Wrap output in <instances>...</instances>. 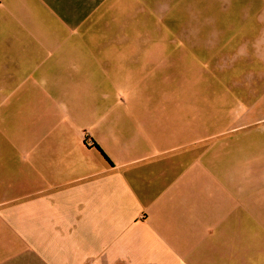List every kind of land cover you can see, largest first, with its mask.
<instances>
[{"label":"crops","instance_id":"obj_1","mask_svg":"<svg viewBox=\"0 0 264 264\" xmlns=\"http://www.w3.org/2000/svg\"><path fill=\"white\" fill-rule=\"evenodd\" d=\"M171 7L0 0V264H264L260 133L191 113L157 81L179 54L106 29Z\"/></svg>","mask_w":264,"mask_h":264},{"label":"rangeland","instance_id":"obj_2","mask_svg":"<svg viewBox=\"0 0 264 264\" xmlns=\"http://www.w3.org/2000/svg\"><path fill=\"white\" fill-rule=\"evenodd\" d=\"M129 12L108 33L142 36L132 43L138 51L179 54V74V65L156 72L163 92H174L169 85L181 81L191 113L229 116L240 127L236 135L250 131L254 141L260 133L263 144L264 0H172L171 9Z\"/></svg>","mask_w":264,"mask_h":264},{"label":"trees","instance_id":"obj_3","mask_svg":"<svg viewBox=\"0 0 264 264\" xmlns=\"http://www.w3.org/2000/svg\"><path fill=\"white\" fill-rule=\"evenodd\" d=\"M93 145H94L95 148H97L99 151H101V149L96 145V143L94 141H93Z\"/></svg>","mask_w":264,"mask_h":264}]
</instances>
